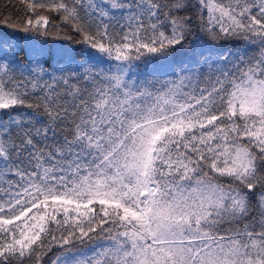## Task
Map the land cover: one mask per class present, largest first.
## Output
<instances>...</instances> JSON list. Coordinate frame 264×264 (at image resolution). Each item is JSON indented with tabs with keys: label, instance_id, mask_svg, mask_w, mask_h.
I'll list each match as a JSON object with an SVG mask.
<instances>
[{
	"label": "snow or ice",
	"instance_id": "obj_1",
	"mask_svg": "<svg viewBox=\"0 0 264 264\" xmlns=\"http://www.w3.org/2000/svg\"><path fill=\"white\" fill-rule=\"evenodd\" d=\"M0 28V264H264V0H8Z\"/></svg>",
	"mask_w": 264,
	"mask_h": 264
},
{
	"label": "trees",
	"instance_id": "obj_2",
	"mask_svg": "<svg viewBox=\"0 0 264 264\" xmlns=\"http://www.w3.org/2000/svg\"><path fill=\"white\" fill-rule=\"evenodd\" d=\"M7 2H8V0H0V4L7 3ZM5 33H8V29L0 28V34H5ZM50 43L53 47H56V46H58V44L63 43V41H55L54 40V41H50ZM178 56H179V54H177V57ZM25 264H33V262L32 261H25Z\"/></svg>",
	"mask_w": 264,
	"mask_h": 264
}]
</instances>
